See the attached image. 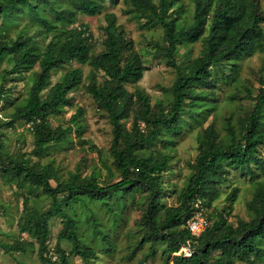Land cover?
Masks as SVG:
<instances>
[{"label":"trees","instance_id":"trees-1","mask_svg":"<svg viewBox=\"0 0 264 264\" xmlns=\"http://www.w3.org/2000/svg\"><path fill=\"white\" fill-rule=\"evenodd\" d=\"M58 1L0 0V20L19 7L27 8L44 31L51 34L44 47L29 36L19 37L14 42L0 41V63L11 56L14 62L11 74L37 67L25 104L15 107L12 120L3 126L14 127L16 121L30 125L36 155L44 152L50 144L60 142L71 132V126L52 128L48 119L52 112L71 105L69 94L82 85L81 70L67 71L49 88L45 97L42 98L41 94L50 84L53 71L72 62L86 65L90 68L86 92L106 114L112 127L110 153L120 180L106 186H101L95 177L81 178L78 175L59 181L50 164L30 165L22 155L16 158L8 156L0 142V177L16 182L20 190L25 216L19 227L22 232L36 237L41 261L71 264L59 246V242L65 240L72 244L73 253L83 264H90L95 254L81 243L77 234L78 221L65 208H72L75 203L106 204L114 195L121 194L122 198L124 194L133 195L139 190L148 193L149 197L143 213L145 232L137 246L140 248L146 243L152 246L162 241L165 244L162 264H236L250 259L264 262V159L259 154V148L264 150V87L259 88L255 96L248 91L253 108L239 122L237 130L232 124H227L225 140L213 126L204 131L198 154L189 165L190 174L175 206L166 207L161 203V179L169 159L166 155L148 152V147L161 140L164 134L173 135L181 131L182 117H192L202 102L199 97L206 94L204 91L198 94V91L205 90L212 96L218 74L226 77L224 71L230 63L242 56L264 52V28L260 25L264 19L262 0H189L190 20L186 19L183 5L177 0H123L130 18L144 21L141 27L159 26L162 29L166 63L177 74L170 88L171 102L166 107H155V111L150 107L147 96L137 91L129 93L125 88L140 81L146 67L133 42L117 25L116 16L112 13L104 15L103 49L99 53L93 50L88 27L73 26L77 14L99 15L106 2L112 4L117 0H61L67 7H61ZM45 12L52 15V21L44 15ZM201 39H204L201 55L181 70L174 61L177 45L194 44ZM3 88L0 86V100L8 101ZM135 97L139 116L127 129L124 122L129 119ZM81 113L78 109L71 117V123L77 122ZM251 166L256 167L261 175L252 186L253 199L248 205L251 220H238L235 227L231 226L227 222V215L231 212L229 208L228 212L223 210L217 214L218 219L198 237L193 236L187 222L200 212L204 215V208L211 207L219 196L220 188L229 182L228 176L232 171L252 173ZM51 180L56 186H51ZM37 189L51 199L44 212L28 206L29 197ZM238 192V188H233L227 199H235ZM196 203H199L198 207H195ZM53 216H59L63 224L56 236L57 245L49 248L46 240L49 220ZM91 228L105 239L94 223H91ZM183 246L190 247V257L173 255ZM0 248L7 252H26L19 243L1 244ZM51 250L55 251V260L50 256Z\"/></svg>","mask_w":264,"mask_h":264},{"label":"rangeland","instance_id":"rangeland-1","mask_svg":"<svg viewBox=\"0 0 264 264\" xmlns=\"http://www.w3.org/2000/svg\"><path fill=\"white\" fill-rule=\"evenodd\" d=\"M157 1V0H155ZM182 3L185 17L191 18L189 0H177ZM61 7H67L63 1H58ZM264 11V0L261 1ZM127 6L123 0L115 3H105L104 10L95 16L77 14L74 27L85 25L91 36L92 46L95 53L103 49L102 27L104 15L112 13L116 16L117 25H120L128 39L133 42L135 51L139 54L143 65L146 67L142 79L134 85H126L129 93L141 92L147 96L150 107H166L171 102L170 88L177 78L174 69L167 65L164 56L166 43L163 31L159 26L141 27L143 20L138 21L130 18L126 13ZM44 15L52 21L51 14ZM264 28V19L260 23ZM32 37L39 42L40 47L50 40L51 34H47L40 26L27 8L19 7L12 11L7 17L0 20V41L14 42L19 37ZM174 55L176 65L185 70L189 63L201 55L204 49V39L194 44L180 43L177 45ZM232 63L234 66H232ZM230 63L224 74H218L217 85L212 96L206 92L199 99L200 106L192 117L184 115L181 119L182 129L178 134H164L161 140L148 147V152L154 155H166L168 166L162 175V198L164 206H175L177 197L185 187L190 174L189 165L194 162L198 154L200 141L204 131L213 126L220 138H227V124H232L237 130L239 122L253 108L251 96H255L259 88L264 87V52H255L253 55L242 56ZM14 62L11 56L5 57L0 63V86L4 88V96L8 101L0 100V142L8 156L16 158L23 156L29 160V164H50L58 176L59 181H66L72 176L81 178L95 177L101 186L110 185L120 180L119 174L113 165L110 153L112 141V127L106 114L97 107L91 96L86 92L89 84L88 74L90 68L86 65L80 66L75 62L69 63L63 68L53 71L50 84L42 92L45 97L49 88L58 82L69 70L79 68L82 72V85L69 94L70 106L64 107L58 112H52L49 116V126L66 128L71 126L72 130L64 139L55 144L47 146L40 155L34 153V139L29 130L30 125L21 124L16 121L14 127H5L3 123L12 120L11 116L15 107L23 106L28 91L32 84L33 70L20 74H11ZM228 76V77H227ZM197 93V92H196ZM80 109L82 111L77 122L71 123V117ZM139 104L134 98L129 119L124 122L127 129L131 127L133 119L139 116ZM81 127V128H80ZM143 127V124L140 125ZM76 130L78 132H76ZM259 154L264 159V150L259 148ZM252 173L241 170L232 171L229 182L219 190V196L208 209L204 208L202 220L208 223L218 219L217 214L223 210L231 212L227 215V222L235 227L238 220L248 222L251 213L248 205L253 199V182L260 179V171L251 166ZM52 187L56 186L51 180ZM239 192L235 199L228 200L227 195L233 188ZM114 195L106 204L75 203L72 208H65L68 213L78 221L77 234L81 243L89 247L95 257L89 261L90 264H162L165 244L162 241L144 244L138 247L145 227L143 226V213L149 194L144 191H135L133 195ZM51 204V199L43 195L41 189H37L33 196L29 197L28 206L44 212ZM23 199L18 191L16 182H8L0 177V245L22 244L26 252H7L0 248V264H47L40 259L38 242L31 233L22 232L19 224L25 216ZM210 221H207V219ZM211 218V219H210ZM196 221L202 222L200 219ZM91 223L102 232L104 240L93 231ZM63 220L59 216H53L49 220V236L46 246L54 248L57 243L56 236L61 230ZM57 245V244H56ZM60 248L68 256L71 264H83L78 256L73 253L72 244L68 241L59 242ZM150 246L152 249H150ZM54 250L50 254L55 255ZM189 257L183 249L173 253L175 256ZM186 253V254H185ZM217 253H213L215 255ZM236 264H264L250 259Z\"/></svg>","mask_w":264,"mask_h":264},{"label":"built area","instance_id":"built-area-1","mask_svg":"<svg viewBox=\"0 0 264 264\" xmlns=\"http://www.w3.org/2000/svg\"><path fill=\"white\" fill-rule=\"evenodd\" d=\"M198 204L199 203H196L195 207H198ZM201 216L202 215L200 212V213L196 214L193 219H191L189 222H187V228H188L189 232L195 237H198L206 228H208V223L205 220H202ZM197 219H200L202 222L196 221ZM181 249H183L184 252H189L187 254L191 256L192 251H191L189 246H183ZM179 255H182V254L180 253ZM50 256H52L54 260L56 259L55 255L50 254Z\"/></svg>","mask_w":264,"mask_h":264}]
</instances>
